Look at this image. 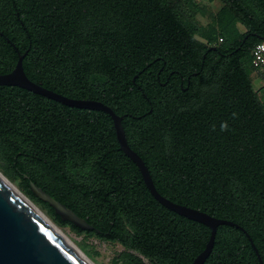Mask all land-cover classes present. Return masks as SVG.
Here are the masks:
<instances>
[{
  "label": "trees",
  "instance_id": "16d2710c",
  "mask_svg": "<svg viewBox=\"0 0 264 264\" xmlns=\"http://www.w3.org/2000/svg\"><path fill=\"white\" fill-rule=\"evenodd\" d=\"M183 1L0 0V73L18 58L8 38L27 51L31 80L123 115L158 192L242 226L264 263V101L251 77L264 0H220L204 27L193 22L201 7ZM0 168L60 225L123 246L124 264H190L210 235L153 198L101 110L0 85ZM30 180L93 229L62 221ZM203 264L259 261L223 224Z\"/></svg>",
  "mask_w": 264,
  "mask_h": 264
},
{
  "label": "water",
  "instance_id": "95a60500",
  "mask_svg": "<svg viewBox=\"0 0 264 264\" xmlns=\"http://www.w3.org/2000/svg\"><path fill=\"white\" fill-rule=\"evenodd\" d=\"M0 35H3V33L0 32ZM6 40L14 47L18 58L9 72L0 73V85L18 86L63 105L101 110L107 113L112 120L120 150L137 166L142 180L153 198L178 215L202 223L210 229V235L204 248L190 264L204 263L212 250L217 227L223 224L239 228L250 242L259 264H264L252 238L242 226L231 220L217 218L197 208L174 202L158 192L145 162L128 144L121 122L123 115L115 113L111 107L101 101L67 97L34 82L26 75L23 67L22 61L27 51L23 54L19 53L14 43L8 38ZM211 48L215 49L214 46ZM29 186L31 193L40 201L47 203L62 221L70 222L83 231L93 229L86 218L78 215L70 207L52 197L32 180L29 181ZM0 264L86 263L0 179Z\"/></svg>",
  "mask_w": 264,
  "mask_h": 264
},
{
  "label": "rangeland",
  "instance_id": "374dc122",
  "mask_svg": "<svg viewBox=\"0 0 264 264\" xmlns=\"http://www.w3.org/2000/svg\"><path fill=\"white\" fill-rule=\"evenodd\" d=\"M194 1L199 7H201L202 12L200 11V13H196L193 16V22L201 27H204L209 22L212 15H214V13L222 6V2L220 0H213V1L194 0ZM183 2L187 3V1L185 0ZM236 28L240 32L244 31V27L239 22L236 23ZM197 38L199 39V37ZM251 77H252V83L254 89L257 90L260 100L264 101V77H261L259 74H257L255 70H251ZM0 171L5 175V173L1 168ZM8 178L22 191V188L20 186V180L18 178H11V177ZM31 200L51 220L54 221V219L48 213L46 208H44L40 203L36 202L32 198ZM54 222L68 235V237L79 247V249H81V251L87 257H89V259L94 264H124L118 257V254L124 250L123 246H121L119 243L101 240L95 236L87 235L86 233H78L72 230L68 225H60L56 221ZM144 261L147 262L146 259H144Z\"/></svg>",
  "mask_w": 264,
  "mask_h": 264
},
{
  "label": "bare ground",
  "instance_id": "6f19581e",
  "mask_svg": "<svg viewBox=\"0 0 264 264\" xmlns=\"http://www.w3.org/2000/svg\"><path fill=\"white\" fill-rule=\"evenodd\" d=\"M0 179L22 200L28 205L32 211L41 218L46 225L68 245L75 253H77L86 264H94L81 249L68 237V235L51 220L27 195H25L7 176L0 171Z\"/></svg>",
  "mask_w": 264,
  "mask_h": 264
},
{
  "label": "built area",
  "instance_id": "2783aa9c",
  "mask_svg": "<svg viewBox=\"0 0 264 264\" xmlns=\"http://www.w3.org/2000/svg\"><path fill=\"white\" fill-rule=\"evenodd\" d=\"M222 39L220 38L219 41ZM251 65L261 77H264V41L257 42L251 50Z\"/></svg>",
  "mask_w": 264,
  "mask_h": 264
},
{
  "label": "flooded vegetation",
  "instance_id": "af4514ba",
  "mask_svg": "<svg viewBox=\"0 0 264 264\" xmlns=\"http://www.w3.org/2000/svg\"><path fill=\"white\" fill-rule=\"evenodd\" d=\"M241 25H242V24H241ZM242 26H243V25H242ZM243 27H244V26H243ZM244 31H246V28H245V27H244ZM261 37H262V38H261L262 41H264V40H263V39H264V38H263L264 36H261ZM243 40H244V39H243Z\"/></svg>",
  "mask_w": 264,
  "mask_h": 264
},
{
  "label": "clouds",
  "instance_id": "9594fccd",
  "mask_svg": "<svg viewBox=\"0 0 264 264\" xmlns=\"http://www.w3.org/2000/svg\"><path fill=\"white\" fill-rule=\"evenodd\" d=\"M226 127V125H222V128Z\"/></svg>",
  "mask_w": 264,
  "mask_h": 264
},
{
  "label": "crops",
  "instance_id": "0c3cea01",
  "mask_svg": "<svg viewBox=\"0 0 264 264\" xmlns=\"http://www.w3.org/2000/svg\"><path fill=\"white\" fill-rule=\"evenodd\" d=\"M258 74V73H257Z\"/></svg>",
  "mask_w": 264,
  "mask_h": 264
}]
</instances>
